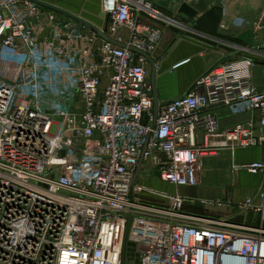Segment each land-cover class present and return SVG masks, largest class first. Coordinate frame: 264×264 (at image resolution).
Masks as SVG:
<instances>
[{"label":"built area","instance_id":"built-area-1","mask_svg":"<svg viewBox=\"0 0 264 264\" xmlns=\"http://www.w3.org/2000/svg\"><path fill=\"white\" fill-rule=\"evenodd\" d=\"M196 1L100 0L94 26L122 48L31 0H0V264H121L128 215L124 264H264L262 226L183 216V195L139 180L151 168L191 188L214 149L264 143V89L249 57L221 58L159 100L151 126L149 63L129 47L152 58L175 12ZM254 5L258 30L264 0ZM217 109L257 117L221 129ZM240 168L264 175V162ZM258 198L239 213L264 222V186Z\"/></svg>","mask_w":264,"mask_h":264},{"label":"crops","instance_id":"crops-1","mask_svg":"<svg viewBox=\"0 0 264 264\" xmlns=\"http://www.w3.org/2000/svg\"><path fill=\"white\" fill-rule=\"evenodd\" d=\"M62 1L67 3L65 4L67 7L75 6L77 5L76 3L83 1L84 8H81L79 12L87 16L86 12L91 15L99 13L100 0H97L95 11L89 10L85 6L87 0ZM218 1L224 8L222 28L229 24L227 23L228 20L234 21L237 16L245 22L251 23L253 20H251L250 13L254 12L257 14L254 11L257 9L254 3V8L252 7L250 0H238V2L233 0ZM85 19L88 20L87 18ZM88 21L95 25L100 24L95 18L93 21ZM249 28L238 31L235 34L236 36L224 33V37H221L219 32L216 35H210L198 29L193 19V27L184 26V29L190 30V32H187L190 33H188L189 35H193V38L190 39L188 37L189 39H186L185 37L187 36H181L174 42L163 39V42L161 41L158 46L159 50H156L157 54L154 56V61L155 59L158 60V64H156V89L159 100L166 101L183 94L197 77L206 72L221 58L252 56L251 58L255 62L264 63V55L254 51L242 52L245 45L235 40L240 33ZM165 34L167 36V33ZM230 37H234V39L231 40ZM192 62L193 73H189V67ZM252 76L254 84L259 89H264V65L256 63L252 69ZM158 81L161 85V93L157 86ZM215 113L221 129L246 123L250 117H257L256 114L250 115L248 113L230 114L226 109H217ZM261 133L264 135V130ZM198 139L202 143L204 140L203 135L199 134ZM254 162H264V143L234 150H229L225 147L216 148L202 158L196 186L177 190L158 179L154 180V183L160 186L161 190L158 191L169 194L179 192L183 195L187 199L183 207L184 213L229 220L246 227L262 226L264 228V222H261L259 214L251 211L245 214L239 213L240 205L248 199H251L254 205H258L260 202L258 191L264 186V175L251 174L240 168L243 165ZM154 183L150 186L156 189Z\"/></svg>","mask_w":264,"mask_h":264},{"label":"water","instance_id":"water-1","mask_svg":"<svg viewBox=\"0 0 264 264\" xmlns=\"http://www.w3.org/2000/svg\"><path fill=\"white\" fill-rule=\"evenodd\" d=\"M38 4L39 6L45 7L47 9H51L59 14H62L68 18H71L87 27H89L91 30L95 31L103 40L112 43L118 47L125 48L126 46L123 44H120L112 39H109L103 32H101L97 27L94 26V24L85 18L78 16L77 14L72 13L71 11L46 3L42 0H31ZM156 5L160 7L166 8L168 6V2H154ZM181 12H186L187 14H190L192 20L193 17L198 15L194 19L195 26L210 34V35H216L219 32V28L221 26L223 16H224V8L221 6V3L218 0H198L196 2H192L189 7H182ZM99 18H104L103 15H99ZM107 21H105V24ZM237 42L242 43L245 45V48L247 51H254L260 55H264V24L261 29H254L249 28L242 33H240L236 38ZM129 49L132 52L138 53L142 56H144L150 67H151V77H150V84L152 88V95H153V123L152 127L155 125V120L157 116V109L159 106V96L156 89V63L155 61L147 54L140 52L134 48ZM255 62V61H254ZM257 64L264 65L262 62H255ZM142 162H143V156H141L139 164L136 169V173L134 175V180L136 179L139 171L142 168ZM130 221V215L127 216V224L123 233L122 237V246H121V255H120V261L121 264H124V253H125V244H126V237H127V231Z\"/></svg>","mask_w":264,"mask_h":264},{"label":"rangeland","instance_id":"rangeland-1","mask_svg":"<svg viewBox=\"0 0 264 264\" xmlns=\"http://www.w3.org/2000/svg\"><path fill=\"white\" fill-rule=\"evenodd\" d=\"M42 1H44L46 3H49V4H52V5H55V6H58V7H61V8H64V9H67V10L71 11L72 13L77 14L78 16L83 15L81 17L87 18L88 20H92L93 21V19L95 18L98 21V23L102 24L101 23V20L99 19V13L96 14V15H91V14H89V13L86 12V14H88V16H87L84 13H82V12L80 13L79 12L81 10V8L82 9L84 8V2L83 1L81 3H76L77 5H75V6H70V7L65 6V4H67V3H65L62 0H51V1L42 0ZM250 1H251L252 7L254 8L253 3H255V0H250ZM96 4H97V0H87L85 6L89 10L95 11ZM250 16H251V20H253V21L250 20L251 23H247V22L246 23L245 22L244 23H241V22H239L237 20L238 16H237V18H234L235 19L234 21L233 20H228L227 23H229V24H227L225 26V28H222V27L220 28V32H219L220 33V36L221 37H224V35H223L224 33L225 34L227 33V34H230V35H235V34H237L238 31H242V30H244L246 28H249V27L251 28L252 26H254L257 23L258 18H259V15L256 17V13L251 12L250 13ZM172 18H174L175 22H177V25L171 26L170 28H167L166 29L165 33H167V36H166V34H164V36H163V38L161 40L162 42H163V39L164 40L165 39H168L169 41L174 42L175 40L178 39V37H181V36H187V37H185L186 39H189L188 37H190V39L193 38V35H189L190 34L189 33L190 30L184 29V26L185 25H188L189 27H193V20H192L190 14H187L186 12H183V11L181 12L179 10V11L175 12V14L173 15ZM230 28H231V30H230ZM187 31H189V32H187ZM230 38H231V40L234 39V37H230ZM230 38H228V40H230ZM161 41H160V43H161ZM158 50L159 49H157V51ZM157 51L153 55V58H152L153 60H154V56L157 54ZM249 57L251 58L252 56H249ZM155 63L158 64V60L157 59H155ZM255 64L256 63H254V65ZM189 69H190L189 70V73H193V62L190 64ZM148 72H149V81H150V77H151V67H150V65H148ZM157 86H158L159 92L161 93V89H160V86L161 85H160V82L159 81H158ZM139 180L141 181V183L144 186H146V187L147 186H150V185H152L154 183V180H157L156 179V173L151 168H147L146 172L141 175V177H140ZM154 186H155V188L157 190H161V188H160L159 185H157V184L154 183ZM142 200L145 201V202L151 203V204H161L163 206H167V203L165 201L157 200V198L150 197V196H147V197H145ZM182 213H183L182 214L183 216L186 215L188 217H192V214L184 213L183 211H182ZM203 217H205V216H203ZM187 222L190 223V222H192V220L191 219H187ZM227 222L233 223V222H231L229 220H227ZM233 224L234 225H239V224H235V223H233Z\"/></svg>","mask_w":264,"mask_h":264},{"label":"snow or ice","instance_id":"snow-or-ice-1","mask_svg":"<svg viewBox=\"0 0 264 264\" xmlns=\"http://www.w3.org/2000/svg\"><path fill=\"white\" fill-rule=\"evenodd\" d=\"M199 238V237H198Z\"/></svg>","mask_w":264,"mask_h":264}]
</instances>
